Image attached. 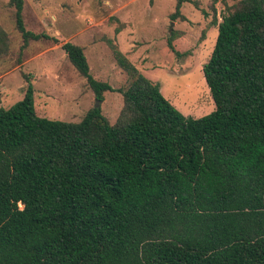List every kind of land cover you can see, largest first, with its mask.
<instances>
[{
  "label": "trees",
  "instance_id": "16d2710c",
  "mask_svg": "<svg viewBox=\"0 0 264 264\" xmlns=\"http://www.w3.org/2000/svg\"><path fill=\"white\" fill-rule=\"evenodd\" d=\"M9 4L22 51L50 39L27 30L24 0ZM108 43L129 78L115 124L100 108L39 116L30 76L0 109V264H264V0H239L218 24L203 68L216 110L199 119ZM62 49L98 101L115 91L81 46ZM10 51L0 25V59Z\"/></svg>",
  "mask_w": 264,
  "mask_h": 264
},
{
  "label": "rangeland",
  "instance_id": "374dc122",
  "mask_svg": "<svg viewBox=\"0 0 264 264\" xmlns=\"http://www.w3.org/2000/svg\"><path fill=\"white\" fill-rule=\"evenodd\" d=\"M238 2L184 0L182 16L172 20L177 0H24L27 30L50 39L31 41L22 51L15 8L10 0H0V25L11 42L10 54L0 59V109L24 98L25 76H30L39 116L80 122L99 106L115 124L124 107L118 90L129 86V78L114 59L111 40L143 75L160 85L165 98L184 116H207L216 105L203 68L215 48L218 24ZM118 27L122 31L116 35ZM172 37L178 54L168 45ZM68 42L84 49L92 76L115 89L106 92L103 101L97 100L62 49Z\"/></svg>",
  "mask_w": 264,
  "mask_h": 264
},
{
  "label": "water",
  "instance_id": "95a60500",
  "mask_svg": "<svg viewBox=\"0 0 264 264\" xmlns=\"http://www.w3.org/2000/svg\"><path fill=\"white\" fill-rule=\"evenodd\" d=\"M173 24V23H172ZM172 31V27H171V30H170V32ZM96 108H99V106H97Z\"/></svg>",
  "mask_w": 264,
  "mask_h": 264
}]
</instances>
